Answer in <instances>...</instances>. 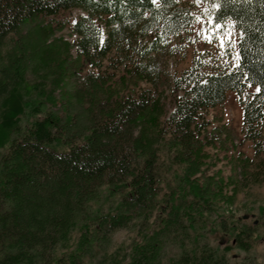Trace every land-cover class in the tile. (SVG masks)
<instances>
[{
	"label": "trees",
	"instance_id": "obj_1",
	"mask_svg": "<svg viewBox=\"0 0 264 264\" xmlns=\"http://www.w3.org/2000/svg\"><path fill=\"white\" fill-rule=\"evenodd\" d=\"M211 1L213 23L240 32L237 64L201 52L172 74L177 39L197 21L179 0H0V264H103L114 233L156 212L158 227L125 264H225L206 244L185 249L187 230L231 199L223 176L208 174L207 151L227 149V130L209 115L229 92L242 109L244 141L255 159L264 156V0ZM72 10L84 13L70 24L76 40L53 39L65 26L58 17ZM40 67H53L50 87L24 102L18 89ZM27 107L40 118L23 131ZM160 149L181 170L162 200ZM105 186L121 200L91 216ZM79 223L75 248L56 256ZM240 227L234 242L247 251L255 229ZM222 228L229 231L226 219ZM170 248L181 252L169 256Z\"/></svg>",
	"mask_w": 264,
	"mask_h": 264
},
{
	"label": "rangeland",
	"instance_id": "obj_2",
	"mask_svg": "<svg viewBox=\"0 0 264 264\" xmlns=\"http://www.w3.org/2000/svg\"><path fill=\"white\" fill-rule=\"evenodd\" d=\"M179 1L191 8L197 17V21L186 34L177 39L180 44V55L170 60L169 72L172 74L181 73L191 65L193 58L201 52H208L218 64L236 65L240 32L233 28V43L225 48L220 47L218 40L214 39L211 43L207 42L202 33L206 28L213 27V24L208 23L212 19L209 13L212 1L201 0L200 3H197V0ZM83 15L84 13L80 10L62 13L58 20H61L60 22H63L65 26L56 33L53 39H63L73 43L76 40V35L71 32L70 24ZM226 25H232V23L228 22ZM221 34L223 31L217 33V35ZM13 40V36H10L3 47V52L10 51ZM71 53L74 55L73 49ZM52 68L40 67L39 71L29 72L22 86L18 89V97L24 102H32L39 98V90L42 91L50 87ZM162 102L166 110L172 108L171 100L167 95L162 96ZM209 117L213 121V127H223L227 130L229 138L226 150L207 148V151L212 155V163H210L212 167L208 170V174L220 173L223 176L228 183L225 194L231 199L228 202L225 198L216 202L214 204L215 211L212 215H205L201 218L195 217L192 228L187 230L185 249H192L195 246L201 247L206 244L213 251L215 257L222 259L225 264H264V156L255 159L252 144L243 139V113L236 93L229 92L225 103L211 111ZM37 118H40L39 114H35L31 107L24 108L23 113L19 116L22 130L31 128ZM6 150L7 145L0 148V157ZM246 158L252 159L253 162H245ZM157 170L163 190L160 197L162 200L165 194L176 188L181 170L173 163L172 155L164 149H160ZM231 178L235 181L232 185L230 183ZM120 200L121 195L113 193L111 187H102L99 190L98 199L90 204L89 212L91 216L106 213ZM159 219L160 215L156 212L147 222L138 223L134 228L114 233L106 255L103 257V264H110V262L125 264L129 262L134 248L142 242L145 234L158 227ZM223 219L227 221L228 232L222 228ZM233 223L236 224V227H232ZM240 224L253 226L255 229L252 246L247 251L237 247L234 242L236 228L242 229ZM79 227L80 223L72 232L69 241L57 249L56 256L75 248L79 236ZM180 252L181 249L179 248H170L168 255H178Z\"/></svg>",
	"mask_w": 264,
	"mask_h": 264
},
{
	"label": "snow or ice",
	"instance_id": "obj_3",
	"mask_svg": "<svg viewBox=\"0 0 264 264\" xmlns=\"http://www.w3.org/2000/svg\"><path fill=\"white\" fill-rule=\"evenodd\" d=\"M201 0H197V3H200ZM153 4L157 3V0H152ZM219 7V5H216ZM199 19V18H198ZM208 23L213 24L212 28H206L203 31L204 39L211 43L214 39L219 41L220 47L225 48L227 45L232 44V31L235 27L234 24L232 25H226V22L224 21H216L213 23V20L210 19ZM223 31V34L217 35L218 32ZM237 59H239V54H237ZM258 92L261 90L259 88L256 89Z\"/></svg>",
	"mask_w": 264,
	"mask_h": 264
}]
</instances>
